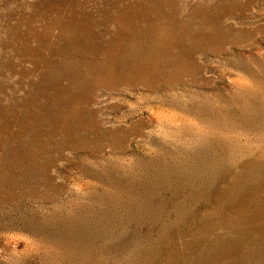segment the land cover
Here are the masks:
<instances>
[{
  "label": "rangeland",
  "instance_id": "1",
  "mask_svg": "<svg viewBox=\"0 0 264 264\" xmlns=\"http://www.w3.org/2000/svg\"><path fill=\"white\" fill-rule=\"evenodd\" d=\"M0 264H264V0H0Z\"/></svg>",
  "mask_w": 264,
  "mask_h": 264
}]
</instances>
